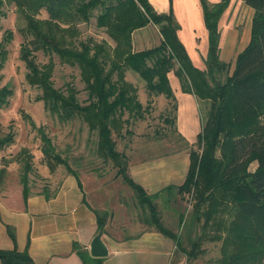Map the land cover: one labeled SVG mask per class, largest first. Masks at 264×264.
I'll list each match as a JSON object with an SVG mask.
<instances>
[{"label":"trees","instance_id":"trees-1","mask_svg":"<svg viewBox=\"0 0 264 264\" xmlns=\"http://www.w3.org/2000/svg\"><path fill=\"white\" fill-rule=\"evenodd\" d=\"M23 10L27 23L25 32L30 39L22 45L21 58L28 68L30 84L41 89L39 99L56 112L62 120L76 116L83 118L91 129L98 131V151L106 160L111 159L117 168L116 177H121L135 194L144 210L145 221H139L146 230L156 231L171 238L191 258L196 256L204 233L191 242V250L185 249L180 235L168 227L158 209L156 198L164 193L177 191L193 198L192 219L203 221L218 230L212 237L222 238V257L219 264H262L264 262V0H244L255 9L251 39L237 55L235 65L220 57L221 31L219 20L231 0L212 3L200 0L204 23L208 30V53L206 67L196 66L182 42L181 29L174 10L159 12L150 0H6ZM1 2V0H0ZM45 9L46 19L37 18ZM97 15L95 12H97ZM93 16L99 27L116 40V55L110 59L105 47L95 40L81 41L79 46H67L62 36H57L53 25H75L89 21ZM149 23L159 26L162 39L159 45L132 50V33ZM57 53L63 61L76 64L81 70L88 89V102L82 104L77 93L68 94L56 88L51 80L53 62L43 67L37 62L35 51ZM8 51L0 44V69L3 68ZM177 65V66H176ZM124 69L139 74L147 90L155 95L164 94L174 102L177 114V99L171 84L170 72L178 77L182 90L193 93L200 103L209 102V112L197 136L200 150H190V165L183 183L170 184L156 193H149L128 172V158L117 149L112 124L122 126L129 117L142 108L137 99L136 87L128 83ZM117 77H114V74ZM225 74L224 79H222ZM13 91L0 86V106L9 102ZM175 114V122H176ZM41 150L51 171L60 164L76 177L83 188L80 173L57 150L51 137L38 128ZM13 133L0 138V148L11 143ZM23 161L21 182L25 200L30 195L28 173L32 168V155L28 149L20 154ZM257 161L254 171L249 169ZM5 169H0V179ZM0 185V194H4ZM168 199V198H167ZM84 201L85 198H84ZM168 202V201H167ZM131 205V204H130ZM130 205L128 208L130 210ZM228 207L233 218L225 223L219 216ZM97 214L98 230L104 231L110 213ZM131 212V211H130ZM134 219V218H133ZM182 219V218H181ZM224 230L222 235L220 230ZM149 230V229H148ZM16 241L15 232L8 227ZM125 232V231H123ZM141 232V231H139ZM103 233V232H102ZM129 236L130 233L120 234ZM73 249L85 263L103 264V258L91 256L88 250L74 242ZM187 250V251H186ZM1 264H36L28 249H5L0 246ZM170 264H180L171 262Z\"/></svg>","mask_w":264,"mask_h":264},{"label":"rangeland","instance_id":"rangeland-1","mask_svg":"<svg viewBox=\"0 0 264 264\" xmlns=\"http://www.w3.org/2000/svg\"><path fill=\"white\" fill-rule=\"evenodd\" d=\"M200 0H150L159 12H170L171 7L180 23L182 42L192 47L196 46L195 38L200 41L203 35L202 27L205 26L203 11ZM202 5V4H201ZM25 12L16 7L14 3L6 0L0 2V44L3 43L8 51L3 68L0 69V86H9L13 93L6 105L0 106V138L13 133L11 143L0 148V169H5L0 185L5 192L11 191L5 200L11 206L20 205L23 202L21 190L17 192L14 187L22 186L21 174L23 172V161L20 154L28 149L32 155V168L28 173L29 191L31 193H43L50 190L49 180L53 178L54 172L67 174L64 164H60L56 171H51L44 159L41 150V138L38 128L43 127L44 131L51 137L57 150L65 157L70 165L76 169L81 179L89 183L94 193L89 196L91 203L96 206L100 213H114L111 206L130 205L133 222L143 221L144 216L141 205L137 202L134 192L128 184L123 182L121 177H116L117 168L111 159L106 160L98 151V131L90 128L89 124L81 117L62 120L56 112H52L42 99H39L41 89L30 84L27 79L28 68L21 58V48L30 39L25 32L27 18ZM96 15L98 13L95 12ZM177 13V14H176ZM179 14V16H178ZM199 16V19H198ZM39 19L49 17L47 11L42 9L36 16ZM252 17L251 11L246 7L237 8L235 5L229 18H236V29L240 36L248 28ZM226 20V19H225ZM201 27V33H200ZM57 36L65 38V44L69 47L79 46L81 41L95 40L102 43L107 53L110 66V59L117 57L115 50L116 40L107 32L106 28L99 27L96 17L89 21L79 22L75 25L59 24L53 25ZM204 37V36H202ZM162 39L159 26L149 23L143 28L136 29L132 33V50H141L159 45ZM195 49V48H194ZM37 62L43 67L53 62L51 80L56 88L68 94L71 90L77 93L82 104L88 102V89L82 77L78 65L63 61L57 53H51L40 49L35 51ZM231 64L234 60L231 57ZM177 66V65H176ZM233 65L230 70L233 69ZM174 70L170 72L172 77ZM125 80L134 85L137 91V99L142 103V108L136 114L126 112L124 118L129 117L122 126L113 125V136L116 139L117 149L124 152L128 163L150 159L152 157L170 153L177 149L200 150L198 142L190 145L178 133L175 122L176 110L174 102L164 94L155 95L150 93L145 81L139 74L130 69H124ZM117 77V74H114ZM225 74L222 79H224ZM201 117L205 121L209 112V102L200 103ZM159 158V157H158ZM163 159L153 158L149 163H160ZM165 160V159H164ZM257 161H253L249 167L251 171L257 168ZM88 176V177H87ZM89 188V187H88ZM20 189V188H19ZM168 198V199H167ZM113 200V203H111ZM19 201V202H18ZM115 201V202H114ZM168 201V202H167ZM158 209L165 224L177 232L182 240L183 247L191 250V242L197 240L204 233L203 241L196 256L191 258L173 241L172 251L169 258L171 262L180 264H219L222 257V238L212 237L217 229L212 225L204 226L203 221L192 219L193 198L185 194L181 196L176 190L171 194L164 193L156 198ZM112 204V205H111ZM103 207H107L104 210ZM116 213H119L116 210ZM124 220L125 213L120 212ZM225 223L233 218V212L225 207L219 216ZM182 218V219H181ZM145 221V220H144ZM170 225V226H169ZM139 227V226H138ZM146 230L156 231L154 227ZM142 227L138 228V233ZM130 233L131 229L123 230ZM224 235L225 231L220 230ZM162 237L163 234H161ZM157 241H154L153 248L158 250ZM186 250V251H187ZM264 264V262L262 263Z\"/></svg>","mask_w":264,"mask_h":264},{"label":"crops","instance_id":"crops-1","mask_svg":"<svg viewBox=\"0 0 264 264\" xmlns=\"http://www.w3.org/2000/svg\"><path fill=\"white\" fill-rule=\"evenodd\" d=\"M209 1L216 3L220 0ZM235 5L238 9L246 7L252 13L248 28L244 30L242 36L236 29V18H229ZM200 6L202 8L201 4ZM254 14L255 9L245 4L244 0H231L219 20L220 57L227 62H231L232 57L233 66L237 55L251 39ZM202 29L204 37L201 36L200 41L195 38L196 46L186 44V48L194 64L204 69L209 43L206 26ZM170 79L177 99L176 128L180 136L192 145L197 141L202 129L200 101L195 94L182 90L181 83L174 73ZM153 158L163 161L149 163L148 160ZM189 165L190 152L186 149H177L150 159L132 162L129 164L128 172L149 193H156L170 184L183 183ZM81 180L83 188L70 172L62 174L56 171L52 180H49L50 190L31 193L27 200L24 198L23 187H14L17 192L21 190L23 199V202L16 206H11L8 200H5L11 191L0 194V246L5 249H13L15 246L19 250L28 249L36 264H90L85 263L73 249L74 242H77L90 253L91 242L99 232L97 214L94 211L98 209L91 203L89 197L93 196L94 191L89 183L86 184L85 179ZM117 203L116 209L111 206L114 213L111 211L105 230L102 231L103 240L109 250L108 255L103 258V264H169L172 239L165 235L162 237V233L158 231L141 229V232L136 233L135 230L142 225L133 222L125 202L122 205L118 201ZM118 209L119 213H116ZM120 212L125 213L121 223L117 221L122 218ZM8 227L15 232L16 241L9 234ZM126 228L131 229L132 236L120 235L125 233L123 230ZM154 241L160 243L157 244L158 250L153 248Z\"/></svg>","mask_w":264,"mask_h":264},{"label":"water","instance_id":"water-1","mask_svg":"<svg viewBox=\"0 0 264 264\" xmlns=\"http://www.w3.org/2000/svg\"><path fill=\"white\" fill-rule=\"evenodd\" d=\"M102 236L103 233L99 231L91 242L90 254L93 257L104 258L109 253L108 247Z\"/></svg>","mask_w":264,"mask_h":264}]
</instances>
